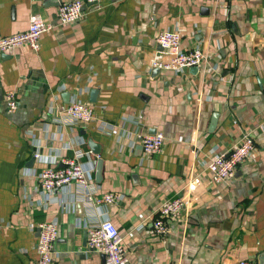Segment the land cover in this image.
Here are the masks:
<instances>
[{"label":"crops","instance_id":"crops-1","mask_svg":"<svg viewBox=\"0 0 264 264\" xmlns=\"http://www.w3.org/2000/svg\"><path fill=\"white\" fill-rule=\"evenodd\" d=\"M74 1L0 0V39L25 32L35 14L52 26L38 52L0 55V264H38L37 226L51 221L59 223L55 264H104L88 249V225L104 219L121 234L126 264H264V0H79L84 17L63 25L58 9ZM165 31L179 32L184 50L202 49L206 64L154 68L165 59L157 44ZM67 93L112 130L57 122ZM244 133L254 138L253 159L214 183L209 163ZM139 134H163L162 152L132 148ZM78 150L96 170L103 160L98 196L121 201L96 205L75 185L46 201L39 174ZM175 199L182 216L166 237L152 236L154 213Z\"/></svg>","mask_w":264,"mask_h":264},{"label":"built area","instance_id":"built-area-1","mask_svg":"<svg viewBox=\"0 0 264 264\" xmlns=\"http://www.w3.org/2000/svg\"><path fill=\"white\" fill-rule=\"evenodd\" d=\"M103 0H86L89 5H100ZM84 1L62 3L58 9V17L64 25L78 23L84 17ZM52 30L41 15H32L29 27L25 32L0 39V55L27 48L33 52L40 50L41 37ZM157 44L162 48L165 59H155L153 67L162 71L179 73L188 68L203 67L207 55L200 49L184 50L182 37L179 32H161ZM7 108L14 113L18 108L15 92H9L6 98ZM57 122L65 126L90 125L99 122L100 129L104 132L111 131L112 126L101 121L95 114L90 103L74 100L60 112ZM166 138L163 134H139L132 142V148L140 145L145 155L151 157L162 152ZM255 148L254 138L249 133H244L235 145L222 154H216L208 165L214 183L225 184L234 179L238 168L253 159ZM89 154L78 150L73 157L64 159L60 168L48 167L39 174V190L49 201L50 198L62 189L75 185L77 194L85 200H91L96 205H112L122 200L117 194L98 196L94 174L96 163L85 162ZM38 157V156H37ZM184 203L182 199L165 202L155 213L151 222L149 233L152 236L164 238L169 234V221L182 216ZM40 235L37 243L38 264H55V244L59 235V223L56 221L43 222L38 226ZM144 226L138 228L143 230ZM119 230L110 219L88 225V249L91 253L105 256L104 264H126L127 251L122 244ZM237 264H257L255 261L243 260Z\"/></svg>","mask_w":264,"mask_h":264},{"label":"water","instance_id":"water-1","mask_svg":"<svg viewBox=\"0 0 264 264\" xmlns=\"http://www.w3.org/2000/svg\"><path fill=\"white\" fill-rule=\"evenodd\" d=\"M98 92H99L98 90H93L91 92L92 102H95V99L98 96ZM64 100H65L66 103L70 104L71 95L69 93L65 94L64 95ZM217 116L218 115H215L213 120H212L211 131H213L216 128ZM89 143H90V147L92 148L93 153L96 154V155H100L101 151L99 150V147H98L99 145L94 143L93 139H90ZM139 149L143 150L142 147H140ZM103 170H104V163H103V160L100 159L98 161L97 170H96V181H97V183H102V181H103ZM112 209H114V207H112Z\"/></svg>","mask_w":264,"mask_h":264}]
</instances>
